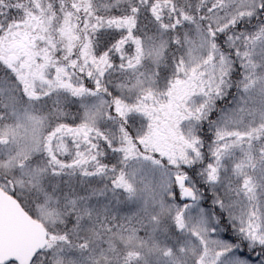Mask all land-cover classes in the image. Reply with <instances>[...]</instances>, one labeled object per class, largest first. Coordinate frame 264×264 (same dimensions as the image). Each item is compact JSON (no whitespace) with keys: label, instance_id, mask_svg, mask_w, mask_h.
<instances>
[{"label":"snow or ice","instance_id":"snow-or-ice-1","mask_svg":"<svg viewBox=\"0 0 264 264\" xmlns=\"http://www.w3.org/2000/svg\"><path fill=\"white\" fill-rule=\"evenodd\" d=\"M0 264H264V0H0Z\"/></svg>","mask_w":264,"mask_h":264}]
</instances>
